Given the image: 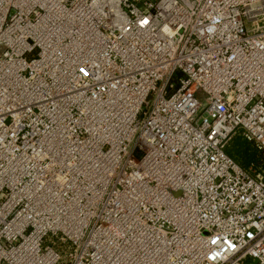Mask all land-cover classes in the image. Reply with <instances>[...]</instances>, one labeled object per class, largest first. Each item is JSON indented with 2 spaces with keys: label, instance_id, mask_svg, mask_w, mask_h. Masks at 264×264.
Masks as SVG:
<instances>
[{
  "label": "built area",
  "instance_id": "1",
  "mask_svg": "<svg viewBox=\"0 0 264 264\" xmlns=\"http://www.w3.org/2000/svg\"><path fill=\"white\" fill-rule=\"evenodd\" d=\"M0 264H264V0H0Z\"/></svg>",
  "mask_w": 264,
  "mask_h": 264
},
{
  "label": "rangeland",
  "instance_id": "2",
  "mask_svg": "<svg viewBox=\"0 0 264 264\" xmlns=\"http://www.w3.org/2000/svg\"><path fill=\"white\" fill-rule=\"evenodd\" d=\"M231 146H232V150H234V151H236L238 153L239 152H244L247 149L248 150H251L252 149L247 144L241 142V140L240 141L233 140ZM239 155H240L241 159H243L242 154L240 153ZM245 156H246V159L247 160H249V158H252L253 157V155L250 154L248 151H246V155ZM50 235L51 236H45L43 238L42 244H44V245H51L53 242H56L57 241V239H56L57 236L56 235L52 236L51 233H50Z\"/></svg>",
  "mask_w": 264,
  "mask_h": 264
},
{
  "label": "bare ground",
  "instance_id": "3",
  "mask_svg": "<svg viewBox=\"0 0 264 264\" xmlns=\"http://www.w3.org/2000/svg\"><path fill=\"white\" fill-rule=\"evenodd\" d=\"M27 219L30 220V221H35L34 218H27ZM31 239L35 241V237H31ZM37 246H38V243H37Z\"/></svg>",
  "mask_w": 264,
  "mask_h": 264
}]
</instances>
